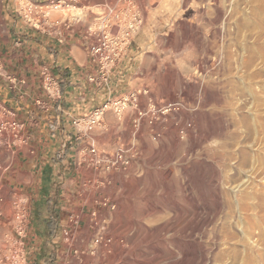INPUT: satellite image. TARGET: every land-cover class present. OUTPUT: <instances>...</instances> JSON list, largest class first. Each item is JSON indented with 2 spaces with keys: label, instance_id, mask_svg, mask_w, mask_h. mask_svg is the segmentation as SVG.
I'll return each mask as SVG.
<instances>
[{
  "label": "rangeland",
  "instance_id": "obj_1",
  "mask_svg": "<svg viewBox=\"0 0 264 264\" xmlns=\"http://www.w3.org/2000/svg\"><path fill=\"white\" fill-rule=\"evenodd\" d=\"M48 10L51 20L88 31H116L139 15V41L156 22L162 64L148 71L138 105L147 114L120 141L128 169L100 174L103 180L87 171L82 190L90 206L69 202V221L76 214L79 223L67 219L56 242L37 244L43 251L34 261L264 264V0H81ZM10 119L0 112V126ZM106 141L97 145L116 147ZM25 145L21 134L0 132L1 263L19 244L17 229L40 222L38 213L31 219V196L11 182ZM37 198L46 209L58 202L57 190L49 202Z\"/></svg>",
  "mask_w": 264,
  "mask_h": 264
},
{
  "label": "crops",
  "instance_id": "obj_2",
  "mask_svg": "<svg viewBox=\"0 0 264 264\" xmlns=\"http://www.w3.org/2000/svg\"><path fill=\"white\" fill-rule=\"evenodd\" d=\"M17 1L7 0L0 8L7 26V30H1L0 61L5 71L26 81L24 86L12 89L11 83L0 77V104L8 108L21 123V135L26 143L18 149L19 155L16 168L11 174V182L31 196L32 221L36 213L48 210L37 204V197L49 202L53 190H57V229L61 235L66 220L70 222L69 211L74 212L73 209L69 210V202H76L75 208L78 204L90 206L83 198L82 190L83 182L88 177L87 171L93 172L100 180L105 178L100 174L112 173L79 165V150L86 148L90 140H95L98 144V139L103 138L109 139L106 146L123 145L120 141L135 117L131 108L130 112L125 113V121L115 124L114 116L108 112L106 123L100 130L103 135H97V127L84 132L73 121L114 97L133 92L137 94L139 101L144 100L148 71L160 68L162 64L160 59H156L160 45L154 38V33L152 34L157 24L152 22L151 26L144 29L146 35L140 37V41L135 36L132 38L122 59L104 80L91 57L93 37L89 35L85 24L69 23L70 26L63 27L59 34L39 31L24 23L18 12ZM46 77L54 80L51 93L45 87ZM38 100L45 102L48 110H42L37 105ZM56 165H60L59 173L55 169ZM94 176L90 179L95 182L97 179ZM84 205L81 213L85 215ZM44 225L29 223L24 239L28 258L35 264L38 263L31 256L37 259L39 255L42 256L43 251L37 244L58 240L43 232Z\"/></svg>",
  "mask_w": 264,
  "mask_h": 264
},
{
  "label": "built area",
  "instance_id": "obj_3",
  "mask_svg": "<svg viewBox=\"0 0 264 264\" xmlns=\"http://www.w3.org/2000/svg\"><path fill=\"white\" fill-rule=\"evenodd\" d=\"M80 1L81 0H51L49 2H38L26 0L24 3H19L18 12L24 23L32 28L45 33L59 34L60 31L63 30V27L70 26L68 25L69 22L67 23L65 20L61 19L51 20L48 7L68 8L75 6ZM142 24L143 18L139 15H133L128 24L124 26L116 25V31L105 30V28L89 29V35L93 37L90 46L91 57L97 64L102 79L106 80L113 67L120 62L132 38L139 31ZM0 77H3L6 81L11 83L12 89L18 86L22 87L26 83L24 78H19L5 71L2 61H0ZM53 81L52 77H46L45 79V87L50 93L53 89ZM37 105L42 110H48V105L43 101L38 100ZM138 105V96L136 93L132 92L109 99L103 105L76 118L73 123L76 127H82L84 132H90L94 128L106 123V114L109 111L120 120L131 108L137 112L136 117L134 116V121L136 122L137 119L147 114V112L138 109ZM0 112L3 116H10L11 118L8 120V126L5 124L0 126V132L8 128V130L14 132L16 136L21 134L23 126L13 117L11 111L0 104ZM130 161L128 150L123 145L107 150L99 147L95 140H90L88 146L78 152V164L92 170L104 169L107 172L125 171L128 169ZM70 223L78 224L79 216L71 214ZM28 225L29 223H25L17 229L19 239H16V241H18L17 243H19V246L17 245L14 251L11 247L7 257L8 260L3 263H1L0 260V264H35L34 262L27 261L25 257L24 239L27 236Z\"/></svg>",
  "mask_w": 264,
  "mask_h": 264
},
{
  "label": "trees",
  "instance_id": "obj_4",
  "mask_svg": "<svg viewBox=\"0 0 264 264\" xmlns=\"http://www.w3.org/2000/svg\"><path fill=\"white\" fill-rule=\"evenodd\" d=\"M47 216L41 218V214L44 213V211H39V223H44V229L43 232L46 235H50L49 237H54L55 236V231L57 229V224L59 223V206H58V202L57 203H53L52 202V206L47 207ZM46 245V243L44 244Z\"/></svg>",
  "mask_w": 264,
  "mask_h": 264
},
{
  "label": "bare ground",
  "instance_id": "obj_5",
  "mask_svg": "<svg viewBox=\"0 0 264 264\" xmlns=\"http://www.w3.org/2000/svg\"><path fill=\"white\" fill-rule=\"evenodd\" d=\"M6 249V248H5Z\"/></svg>",
  "mask_w": 264,
  "mask_h": 264
}]
</instances>
